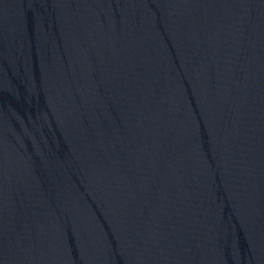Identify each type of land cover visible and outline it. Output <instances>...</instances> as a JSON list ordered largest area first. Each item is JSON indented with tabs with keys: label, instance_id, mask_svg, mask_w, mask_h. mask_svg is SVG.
<instances>
[{
	"label": "water",
	"instance_id": "water-1",
	"mask_svg": "<svg viewBox=\"0 0 264 264\" xmlns=\"http://www.w3.org/2000/svg\"><path fill=\"white\" fill-rule=\"evenodd\" d=\"M0 264H264V0H0Z\"/></svg>",
	"mask_w": 264,
	"mask_h": 264
}]
</instances>
